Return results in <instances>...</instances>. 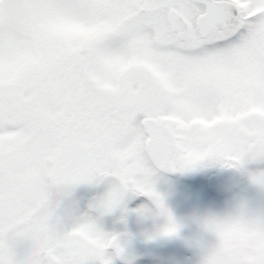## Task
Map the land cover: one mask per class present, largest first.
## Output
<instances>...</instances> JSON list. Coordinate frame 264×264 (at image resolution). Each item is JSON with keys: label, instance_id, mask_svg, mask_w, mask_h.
Instances as JSON below:
<instances>
[{"label": "snow or ice", "instance_id": "1", "mask_svg": "<svg viewBox=\"0 0 264 264\" xmlns=\"http://www.w3.org/2000/svg\"><path fill=\"white\" fill-rule=\"evenodd\" d=\"M250 161L264 162V0H0V264H131L99 219L143 198L156 235L176 236L155 170ZM93 184L95 216L66 222L60 197ZM203 227L221 248L251 236L218 264H264V215Z\"/></svg>", "mask_w": 264, "mask_h": 264}, {"label": "flooded vegetation", "instance_id": "2", "mask_svg": "<svg viewBox=\"0 0 264 264\" xmlns=\"http://www.w3.org/2000/svg\"><path fill=\"white\" fill-rule=\"evenodd\" d=\"M225 169H227V167L221 168L219 166L217 170L210 173L206 178L204 170L199 169L196 171V181H193V175H195L193 171L165 173L161 170H155L154 174L162 180V182H159L161 188L164 187L166 190L170 188L172 191L174 189L177 190L172 196H164L163 198L166 207L169 209L178 225V233L181 232L184 234L187 228L183 227V224L185 225V223L191 221L198 224L200 223L201 218H198V215L203 209L206 194L213 198L223 199L231 196L237 190L239 182L243 180L244 173L236 168L234 169L237 170L235 172L240 176L239 179L232 184H225V187L220 194L207 187L208 178L210 176H218ZM251 174L255 173L251 171ZM249 183H251L250 179L248 181V184ZM97 186L98 184L80 185L67 191L60 197L58 211L61 216L65 218L66 222L70 223L73 219L85 214L95 216V213L92 212L89 205L106 191V187L99 191ZM195 187L197 190H195ZM191 194L196 198V203H191L189 201L190 198H193L191 197ZM143 203H146V208L152 207L150 202L143 198L126 201V208L128 209L127 213L122 214L120 210H117L110 215L101 217L99 219L100 227L106 233L120 238L125 250V259L130 261L131 264H157L161 261L165 262L166 260H171L172 258L177 261L183 259L189 260L188 243L177 244L175 246L173 244L175 236H159V242L156 238L144 240L141 227L144 215L138 214L137 212L138 209H141ZM184 210H186L185 213H183ZM189 211H192V213ZM152 212L155 214V218L153 226L150 228V233L152 231L151 237H156V233L163 225L164 219L157 215L154 209ZM180 216H182V219L177 220V217ZM136 225H138V228ZM140 248L143 250H140ZM116 264H122V261L117 260Z\"/></svg>", "mask_w": 264, "mask_h": 264}, {"label": "rangeland", "instance_id": "3", "mask_svg": "<svg viewBox=\"0 0 264 264\" xmlns=\"http://www.w3.org/2000/svg\"><path fill=\"white\" fill-rule=\"evenodd\" d=\"M262 163V164H261ZM261 164V165H260ZM220 165L215 163L206 164L204 166L198 167L195 170H192L195 175L194 180L197 179L196 171L204 170L205 178L212 172L218 169ZM221 168H224L220 166ZM244 173L243 180L239 182V186L237 190L229 197L223 199L213 198L212 196L206 194V198L203 203V209L200 211L198 218H201L200 223L189 222L183 224V227H187L184 234L181 232L178 233L173 239V244L176 246L177 244L188 243L189 245V260H175L172 258L171 260H166L165 262L161 261L157 264H199V257L203 251L210 248L215 244V237L205 231L203 224L209 218H217L223 219L227 217H231L240 212H246L250 216H258L264 215V187L253 184L252 182L248 184L250 179L251 171L255 174L264 172V163L263 162H248L243 169H240ZM191 171V172H192ZM153 184L155 190L164 196H172L177 190L165 189L159 186V182L162 180L157 177V175H153L152 177ZM171 184V183H170ZM169 184V185H170ZM170 187V186H169ZM199 187V186H198ZM195 190L197 188L195 187ZM189 201L191 203H196V198L192 196ZM146 203H143L141 208L146 207ZM193 206V205H192ZM194 208V207H193ZM151 209V208H149ZM184 210L183 213H185ZM192 213V211H189ZM183 216V214H182ZM182 216L177 217V220L182 219ZM185 216V215H184ZM142 222V235L145 239H149L151 237L152 231L150 233V228L153 226V221L155 218V214L151 211L148 214L143 216ZM192 217V216H191ZM185 218V217H184ZM138 228V225H136ZM135 226V228H136ZM182 227V226H181ZM144 232V233H143ZM154 235V234H153ZM159 242L160 237L156 235L155 237ZM140 250H143L140 248Z\"/></svg>", "mask_w": 264, "mask_h": 264}, {"label": "clouds", "instance_id": "4", "mask_svg": "<svg viewBox=\"0 0 264 264\" xmlns=\"http://www.w3.org/2000/svg\"><path fill=\"white\" fill-rule=\"evenodd\" d=\"M237 213L236 215H238ZM235 216V215H234ZM251 240L249 233H236L233 236V243L230 246L221 248L217 241L210 248L202 252L199 257V264H218L221 260L231 259L234 253H241L247 251L245 247L246 242Z\"/></svg>", "mask_w": 264, "mask_h": 264}, {"label": "water", "instance_id": "5", "mask_svg": "<svg viewBox=\"0 0 264 264\" xmlns=\"http://www.w3.org/2000/svg\"><path fill=\"white\" fill-rule=\"evenodd\" d=\"M165 173H168L167 171L161 170ZM237 171L234 168H227L223 170L218 176H210L207 181V187L214 192L220 194V192L225 187V184H232L236 182L239 179V175L236 174ZM104 187H107L106 185H98L97 188L100 191Z\"/></svg>", "mask_w": 264, "mask_h": 264}]
</instances>
